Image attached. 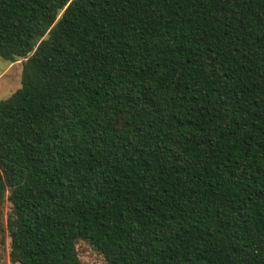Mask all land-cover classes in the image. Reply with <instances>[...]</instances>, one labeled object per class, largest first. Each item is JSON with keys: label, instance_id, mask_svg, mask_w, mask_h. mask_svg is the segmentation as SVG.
Masks as SVG:
<instances>
[{"label": "trees", "instance_id": "obj_1", "mask_svg": "<svg viewBox=\"0 0 264 264\" xmlns=\"http://www.w3.org/2000/svg\"><path fill=\"white\" fill-rule=\"evenodd\" d=\"M0 57L11 264H264V0H0Z\"/></svg>", "mask_w": 264, "mask_h": 264}, {"label": "rangeland", "instance_id": "obj_2", "mask_svg": "<svg viewBox=\"0 0 264 264\" xmlns=\"http://www.w3.org/2000/svg\"><path fill=\"white\" fill-rule=\"evenodd\" d=\"M22 60L15 62L0 57V100L9 97L21 86ZM10 203L4 204L5 221ZM10 235L7 230H0V264H11L9 260ZM79 255L83 264H108L103 255L85 240L78 242Z\"/></svg>", "mask_w": 264, "mask_h": 264}]
</instances>
